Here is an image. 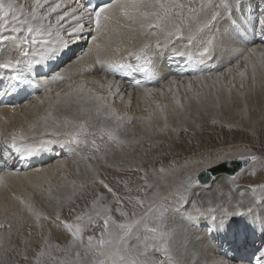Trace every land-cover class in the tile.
Returning <instances> with one entry per match:
<instances>
[{
    "label": "bare ground",
    "instance_id": "obj_1",
    "mask_svg": "<svg viewBox=\"0 0 264 264\" xmlns=\"http://www.w3.org/2000/svg\"><path fill=\"white\" fill-rule=\"evenodd\" d=\"M238 1L243 2L244 8L253 5L254 9L257 10V4L260 0H227L226 6L221 9V15L214 21L215 24L213 23L211 27L205 28L202 32H197L196 34V39L190 50L194 49L199 43H204V45L209 43V51L205 57L209 62L204 66L207 75L205 78H203L202 75H196L191 78H177L179 76L173 74L171 68L165 70L164 67H167L166 61L169 59L171 53L166 54L165 51L168 50L167 45L161 41V46L156 48V51L162 62L159 61V63H157L156 69L157 71L159 70V72L163 71L162 73L166 71V73L161 78V84L159 83L160 86L147 89H133L131 92L120 88L123 98L120 96L108 97V81L101 79L107 65H96L91 72L87 71V69L89 65L95 64L97 55L103 60L117 59L118 57L124 56L129 48L137 44L139 38H141L138 26H135V24L129 21L125 17L123 11H121L118 13L117 18L110 22V30L101 36L99 40L91 42L85 47L84 52L86 54L83 59L78 63L73 60L68 65L70 66L73 64L67 70L68 74L71 75L70 80H66L63 84H58L57 87L51 88L49 94H45V92L41 90H39L41 91V93H39L37 90L33 89L27 103H19L14 100L5 105H0V166L3 167L0 171L2 172L0 173V213L10 209L19 210L22 207L32 209L35 188L45 185V181L50 182V179L69 181V173L73 168L79 166L80 162L85 166V169L82 168L84 169V174L80 177L85 178L86 175H89L85 174L86 166L88 165L92 167H109V165H111V167H114L115 165L123 164L121 166H123L124 169L128 166L131 167L134 158L138 154H142L141 152L144 151L145 144L149 142L150 146L156 143L155 147L158 149H160L158 142H163L165 143V146L163 145L165 148L163 151L170 152L174 150L175 153L182 154L192 149L189 143L195 140L194 134L199 136L198 134L200 133H214L213 137L207 136V138H204L205 140L199 142L202 145L204 144V146L207 144L205 153L201 155L204 156L208 153V155H212L229 149L225 146L227 140L222 142L216 137V135L223 131H226L225 134H233L235 131V133H241L242 136L249 135L252 132L260 133V127L264 129V99L260 100L261 95H264L262 92V89H264V48L257 46L259 42L254 38L253 34H249V29H243V27L242 31L236 32L230 25V22L234 18L243 16V11L239 10L234 16L228 18L226 16L224 21H220L228 10H234V8L237 7L235 3H238ZM263 1L264 0H262V2ZM122 2L131 4V0H122ZM185 2H187V0H185ZM198 2L199 0H197V3ZM128 11L131 13L133 10L129 8ZM207 21L208 17L205 16L202 23H206ZM218 22L221 26L219 25L217 27ZM216 28H218L219 31H217ZM250 28H253L257 33L260 30L258 24H252ZM192 32H196V29H189L186 25L184 29L185 37L191 35ZM242 33L246 35L245 39L239 37V34ZM84 37L85 35H83L82 40H84ZM175 38L176 37H174L173 40ZM209 40L212 41L205 42ZM244 40H246L247 43L256 42L255 44L249 45V49L256 46L254 56L248 51L249 49L244 44ZM152 41H155V37H152ZM185 42L186 41L183 40L182 45ZM8 43L9 42H0V49L4 50L3 46ZM93 43L99 44L100 50L99 52L93 50L91 53H88V49L93 47ZM74 45L76 44H70L71 47H74ZM245 57H248V59H245ZM215 65H218V69L213 68ZM77 67L81 73L85 72L87 76H93L87 77L86 75L81 76V74H76L74 76L73 74L77 72ZM162 73L157 77H160ZM241 73H244V75L241 76ZM173 80L175 81L174 83L171 82ZM255 80H257L256 82L259 83L257 84L259 86L254 85ZM68 83H73L74 87L83 83L86 93L91 89V91L98 96L108 97L107 100L104 101V103L110 105L108 112L110 113L114 110L117 116H131L132 121H125L124 125L120 128H116L115 120L110 121L109 116H107L103 110L99 115H97L95 111H92L90 114L91 118L88 119L86 117V106H80L79 116H77V109L75 106L71 112L58 108L56 106L57 98L55 93L61 90L67 91ZM190 83L191 89H189ZM242 89L245 94L241 92ZM232 90H234L235 93H233ZM113 91H115V87ZM34 93L40 97V100H33L32 95ZM41 100L43 103L40 102ZM141 118L143 119L142 123L140 122ZM165 118H167V123L169 125L168 130L164 132L153 130L156 124L162 126ZM213 121H215V123H213ZM61 125L65 128L71 125L77 130H80V126L82 125L83 132L80 139H88L89 142L92 137L87 134L94 132L96 144L99 145L100 152L97 156H102V153L106 151V147L111 149V151L108 152L109 154L105 156L107 163H105V160L90 161L81 159V153H78L76 146L64 145V148H62L60 144H47L44 148L31 156H19L16 163L19 161L20 164L17 165L13 162L14 159H16L13 157L19 155V153L11 152L13 149L10 144L5 142V140H8L10 143L12 133H16L17 136H28L30 142L39 143L38 139L33 138L43 136L45 140L50 139L54 127H59ZM101 128L104 129L103 132ZM173 128H175L176 131H172ZM185 128H188L187 131L194 128L193 130L196 133L188 132L189 135L187 134L180 146V141H177L179 144L176 143V135L185 133ZM113 129H115V131H113V136L115 138L110 140L108 138V132ZM125 129H127V131H125ZM157 148L152 151L155 152ZM203 150L201 153H203ZM60 151L61 153L59 154ZM88 151L93 152L94 149H88ZM5 152L8 153L7 159L4 157ZM199 155L200 154L192 157L180 158L179 161L185 162L184 164L186 165L191 163L194 164L195 161L201 157ZM11 158L13 161L10 160ZM4 160H10L11 163L7 165L4 163ZM25 160H27V162L23 163ZM152 160L153 159H151V161ZM41 161L43 163H40ZM167 163L169 162H166V164ZM136 164H138V162ZM171 164L175 163L172 162ZM36 169H39V171H36ZM79 169L78 167V170ZM242 169L244 168L242 167L237 173ZM7 170L18 171V173L14 172L9 175ZM205 171L207 170L200 173ZM228 178L230 177L226 173L218 174L210 184L206 186H201V184H199L195 189H190V191H193L192 199L198 198L202 202L207 201L209 197L214 195L217 185L223 184ZM230 182L231 181H229V183ZM255 182H257L255 184H258L261 180L256 179ZM247 183L248 182H246L245 185H248ZM236 186L237 184L232 185L233 193L228 203L217 207L212 213L200 215L192 213V200L188 206L185 207L184 205L180 210L174 212L171 210L167 213L165 216V226L168 228L167 235L164 236L165 239L161 242H163L162 246L168 247L172 257L169 264H177V262H179V264H191V262L196 259L199 260V264H205L206 261L208 264H247L245 262L241 263L239 260H229L226 256L222 257L219 254V250L227 251L226 253L232 255L233 253L241 251L239 247H243L245 240L250 246H256L258 244L256 241L253 243L251 239L245 238V235L249 232H253L252 228L258 230L260 227H263L264 194L260 191L249 192L244 188H238ZM32 190L33 192H31ZM69 190L72 192V189ZM261 205L263 207H261ZM241 209L245 210L244 215L234 214ZM248 209H251V211H247ZM204 222L206 226L203 230L197 231L194 229L195 225H201ZM208 224H213L214 227L208 228ZM229 227H239L241 230L234 231L233 233L227 231L226 234L221 232L222 228L227 230ZM208 229L212 231L209 232V234L207 233ZM43 235H49V242L52 246H55L56 244H64V237L67 233L62 229L57 230L53 227L50 232L46 229ZM156 238H158V235ZM218 238H221V242L217 240ZM258 239V241H264L262 238ZM39 241H35L36 243L33 249L37 248L41 242ZM217 244H219V249L216 248V246H218ZM19 258H21L20 255L16 257L17 260ZM242 258H244V255H242Z\"/></svg>",
    "mask_w": 264,
    "mask_h": 264
},
{
    "label": "snow or ice",
    "instance_id": "obj_2",
    "mask_svg": "<svg viewBox=\"0 0 264 264\" xmlns=\"http://www.w3.org/2000/svg\"><path fill=\"white\" fill-rule=\"evenodd\" d=\"M226 4L227 0H199L198 3L197 0H187V2L185 0H131V4L122 2V0H111L110 3L103 4L93 10L91 7H84L78 0H0V42H10L16 53L15 56L9 54L6 59L0 60V68L16 66L31 68L67 48L70 44L83 39L82 34L85 30L92 33L88 42H95L110 30V22L117 18L121 11L129 21L138 26L141 35L140 46L137 49L128 50L126 59L103 60L97 55L95 64L89 65L87 71L91 72L96 65H107L108 71L112 73L148 72L154 50L161 46V41L164 44L173 45L172 51L175 55H187L199 63H204L209 50L203 49L199 52L197 59L190 48L196 39L197 32H202L213 24L221 15V9ZM129 8L133 10L131 13L128 11ZM205 16L208 17V21L202 23ZM186 25L189 29H196V32L185 37ZM152 37H155L154 42ZM174 37H179L180 40L186 42L179 46V40H173ZM255 48L256 46L248 50L252 56L255 55ZM93 50L99 52L100 45L93 43V47L88 49V53ZM85 54L84 52L75 61L78 63ZM70 66L40 83L39 86L45 94L51 92L52 84H63L66 80L71 79L67 71ZM77 74L82 75L78 67ZM243 75L244 73H241V76ZM114 87L115 91H113ZM137 87H139L138 84ZM107 88L108 97L120 96L123 98L117 80H109ZM84 89L83 83L76 87L73 86V83H68L67 91L61 90L55 93L56 106L68 112H71L75 106L77 116L80 114V106H86L88 119L91 118L92 111L99 115L103 110L109 116L110 121L115 120L116 128L124 125L125 121H132L131 116H117L114 110L109 113L110 105L104 103L108 97L98 96L91 89L86 93ZM189 89H191V83ZM36 99L40 100V97L37 96ZM40 102L43 103L42 100ZM140 122H143L142 118ZM168 128L167 118H165L163 125L156 124L153 130L164 132ZM101 131L103 132L104 129L101 128ZM113 131L115 129L108 132L110 140L115 138ZM172 131H176V129L173 128ZM184 131L187 129L185 128ZM82 132V125L80 130L71 125L68 128L61 125L54 127L50 139L45 140L43 136L33 138L38 139L39 143L30 142L28 136H17L16 133H12L10 143L8 140L5 142L10 144L16 153L28 156L40 151L47 144H60L61 146H76L78 152L94 149L89 156L81 157V159L105 160V156L111 149L106 147L105 155L97 156L95 153L99 151V145L96 144L95 133L87 134L92 137L89 142L88 139H80ZM4 157L8 158L7 152L4 153ZM234 158L242 159L249 165L246 169V174L249 176H255L257 169L264 170V154L257 155L250 148H245L239 153L234 150H224L215 155L201 156L198 163L203 164L204 167L196 170L194 178L192 174H189L186 180L181 179L178 182L169 183L165 186L166 194L153 193L151 199H149L150 191L158 188L159 185L149 183L146 172L137 178L142 183H136L135 188L129 187L134 183L132 179L118 181L117 183H122L126 190V195L119 196L114 188L104 180H97L91 165L86 166L85 174L88 171H92L93 174L85 178L80 185L79 198L85 200L84 207L77 210V206L73 204L69 208L70 219L62 218L59 210H56L51 216L46 215L41 218L37 215L36 227L42 234L46 228L50 232L54 227L57 230H64L67 235L64 237L63 245L52 246L49 239L44 238L32 253L35 258L34 264H169L172 257L168 247L162 246L156 241V236L161 233L158 227L161 219L168 211L180 209L189 203L193 193L190 189H195L198 186L200 171ZM105 163H107L106 160ZM173 167V165H169L167 168L161 166L158 171L153 170V175L164 179L165 173L171 172ZM130 170L144 171L139 166ZM14 172L18 173V171L7 170L9 175ZM89 179L92 184L98 182L112 194L113 202L116 205L115 209L111 206L112 202L106 201L101 193H94L91 201H88ZM238 179L239 176H232L223 184L217 185L214 195L207 201L202 202L198 198H193L191 212L196 215L212 213L217 207L226 205L233 193L232 185L236 184ZM229 181L231 182L229 183ZM250 190L264 192V181L251 185ZM67 199L71 202V195ZM129 206H131V210ZM113 211L119 213L120 217L127 222H118L112 214ZM247 211H251V209ZM234 214L244 215L245 210L241 209ZM41 219L47 221V224L41 223ZM149 223L152 224L151 228H149ZM4 228H7V235L10 239L13 230L16 229V224L11 219L0 221V229ZM163 238L164 235H161V241ZM105 249H114L115 254L107 255L104 252ZM6 252L7 249H5ZM28 252L29 248L25 244L24 250L19 254L28 264H33ZM106 255L107 258H104ZM0 264H7V259L0 260ZM191 264H199V260L196 259ZM205 264L208 262L206 261ZM255 264H264V251L257 255Z\"/></svg>",
    "mask_w": 264,
    "mask_h": 264
},
{
    "label": "rangeland",
    "instance_id": "obj_3",
    "mask_svg": "<svg viewBox=\"0 0 264 264\" xmlns=\"http://www.w3.org/2000/svg\"><path fill=\"white\" fill-rule=\"evenodd\" d=\"M135 26H136V24H135ZM256 81L257 80H255L254 85L259 86V85H257L259 83ZM242 87H243V85H242ZM259 88H261V87H259ZM232 92L235 93L234 90H232ZM241 92L243 94H245L243 89L241 90ZM262 92L264 93V89H262ZM263 97H264V95L263 96L261 95L260 100L264 99ZM259 114H260V112H259ZM193 129L194 128H191V130L186 131L185 133H179V134L176 133L177 134L176 135V143H178L180 141L179 142L180 144L179 143L178 144L181 146L185 137L187 136V134L189 135L188 132L196 133V132H194ZM259 130H260V133L259 132L258 133L252 132L251 134H249V135L247 134L245 136L244 135L242 136L241 133H235V131L233 132V134H225L226 131H223L222 133L216 135V137L218 140H221L222 142L227 140V142H225L226 143L225 146L229 148L227 150H234L236 153H239V152H242L245 148H250L252 150V152H254L255 154L262 155V154H264V131H263L264 129H262V127H260ZM261 131H263V132H261ZM198 135L199 136H196V134L193 135L195 137V140L190 141L189 144L192 146V149L189 152L186 151V152H183L182 154L175 153L174 150H172L170 152H166V151H163L165 149L164 148L165 143L158 142V144H159L158 146L160 148V149H158L157 147H155L156 143H154V144H152V146H150V142H149L148 144H145V146L143 145L145 147L143 149L144 151L141 152L142 154H138L139 156L137 155L134 158L133 163L131 164V167L128 166L127 168L125 167L126 169H124L123 166H121L123 164H118L119 166L115 165L114 167H105V166L104 167H94L93 166L92 169H94V173H95V176L97 177V180H104L106 183H108L110 186H112L114 188V190L117 192V195H119V196H124L126 194V190L124 189L122 183H120V184L117 183L118 181H124V180L132 179L134 181V183L130 184L129 187L135 188L136 183H142V181H139L137 178L141 175H144L146 172L148 175L149 183H157L159 185L158 188H156V189L154 188L150 191L149 199H151L153 196V193L158 192L160 195L166 194V187L165 186L167 184L178 182L181 179L186 180L188 178L189 174H192V176L194 178L195 177L194 173L196 172V170L204 167L203 164L198 163L200 158H198L194 164L191 163L188 165L184 164L185 162L179 161L180 158L192 157V156H195L198 154H200L199 156H201L202 154L205 153V151L207 149V144L204 146V144L202 145L199 142L201 140H205L204 138H207V136L213 137L214 133H211V134L200 133ZM143 143H145V142H143ZM161 146H163V147H161ZM155 148H157L156 149L157 152L156 151L153 152L155 150ZM166 148H167V146H166ZM202 150H203V153H201ZM85 151H86V153H85ZM85 151L78 152V153H81L82 157H87L92 153L88 150H85ZM98 153L100 154L99 151L96 152L95 154L98 155ZM107 154H109V153H107ZM208 154L207 155L205 154L204 156H208ZM102 155H105V152H103ZM212 155H215V154H212ZM157 156H159V157H157ZM138 158L140 159V162H139ZM151 159H153V160L151 161ZM235 159H238V158L225 160L221 163L233 161ZM175 161H178V162H175ZM137 162H138V164H136ZM166 162H169V163L166 164ZM172 162H174L176 165L171 164ZM221 163H218L215 166H217ZM138 165L144 171L134 172V171L130 170V169L136 168ZM167 165L168 166L173 165L174 167L171 170V172L165 173L164 179H160L159 177L153 175L154 169L158 171L161 166H164L167 168L168 167ZM248 166L249 165H247V167ZM78 167L80 168L79 170H78ZM247 167H245L244 169H242L240 172H238L236 174V176H239V179L236 181V184H237L236 187L244 188L249 192H253L250 190V186L257 183V182H255L256 179H259L261 181L264 180V170L257 169L255 176H249L246 174ZM75 168H77V169H75ZM75 168H73L71 170V172L69 173V176H70L69 181L60 180V179H50V182L45 181V183H46L45 185L38 186V188H35V191L33 194L34 203H33L32 209H26V208L22 207L19 210L10 209V210H5V211L0 213V221H5L8 219H11L13 221V223L16 224V229L13 230L10 239L7 235V228L0 229V237H2V239H0V260H4L6 258L7 261L9 260L7 262V264H10V263L11 264H28V262L24 261L23 257L19 254L20 252H22L24 250L25 244H27V246L29 248V252H28L29 258L31 260H33V264H34L35 258L33 257L32 253L36 249L35 248L33 249V246L35 245V243L37 241H39V239H40V241H42L44 238L49 237V235L44 236L40 232V230L36 227L37 215L41 216V218L43 216H46V215L51 216L56 210H59L62 218L70 219L69 208L73 204H75L77 206V210L84 207L85 200L79 198L80 197V185L83 182V180L85 178H88V176L90 174L92 175L93 172L89 171L87 173L89 175L88 176L86 175L87 177L85 176V178L84 177L82 178L80 176H82L84 174V169H85V166H83V163L80 162L79 166H76ZM82 168H84V169H82ZM210 168H212V167H210ZM210 168H207L205 170H208ZM121 169H123V170H121ZM202 171H204V170H202ZM202 171H200V172H202ZM229 177H231V176H229ZM246 182H248L247 183L248 185H245ZM69 189H72V192ZM33 190L31 192H33ZM69 192H71V193H69ZM94 193L103 194V196L105 197V200L108 202H112L111 206L113 207V209H115L116 205L113 202L112 194L107 192V190L104 189L98 182L96 184H92L91 179H89L88 196H87V199L89 202L91 201ZM261 193L264 194V192H261ZM68 194L71 195V198H72L71 202H69V200L67 199V197L69 196ZM192 197H193V195L191 194L190 199H189V203L185 204V207L190 204ZM129 208L131 210V206H129ZM177 210H180V209H172L173 212L177 211ZM170 211H168V212H170ZM167 213L165 214V216L167 215ZM112 214L118 222H127L124 220V218L120 217L119 213L113 211ZM165 216L161 219L160 223L158 224V227H159L161 233H158V238H156V241L158 243H161V244L163 243V242H161V235L166 236L167 235V229H168L165 226V222H166ZM41 223L47 224V221H44L43 219H41ZM167 224H168V222H167ZM151 227H152V224L149 223V228H151ZM134 231H135V229H134ZM89 234H91V233H89ZM97 235H98V233H97ZM163 239H165V237ZM85 242H86V237H85ZM5 249H7L6 253H5ZM104 252L107 255H114L115 254L114 249H105ZM19 255L21 256V258H19L17 260L16 257L17 256L19 257ZM107 255L104 258H107ZM13 262H15V263H13Z\"/></svg>",
    "mask_w": 264,
    "mask_h": 264
},
{
    "label": "water",
    "instance_id": "obj_4",
    "mask_svg": "<svg viewBox=\"0 0 264 264\" xmlns=\"http://www.w3.org/2000/svg\"><path fill=\"white\" fill-rule=\"evenodd\" d=\"M247 165L248 164L244 160L236 159V160L221 164L212 169H209L203 173H200L198 176V179L200 183L204 185L210 184L214 180L215 176H217L218 174L226 173L229 176H233L237 173L238 170H240L242 167L245 168V166Z\"/></svg>",
    "mask_w": 264,
    "mask_h": 264
}]
</instances>
